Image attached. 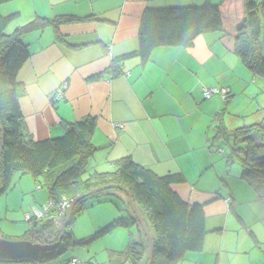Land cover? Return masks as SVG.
I'll use <instances>...</instances> for the list:
<instances>
[{"label": "crops", "instance_id": "0c3cea01", "mask_svg": "<svg viewBox=\"0 0 264 264\" xmlns=\"http://www.w3.org/2000/svg\"><path fill=\"white\" fill-rule=\"evenodd\" d=\"M203 2L211 0H16L6 4L18 14L13 30L36 18L70 20L57 30L46 26L22 37L30 54L17 75L23 126L39 142L62 137L66 124L93 119L95 150L84 178L112 172L124 158L158 177L179 173L183 181L171 189L185 203L203 206L208 234L201 252H188L177 264H264V197L240 179L242 169L228 162L226 146L215 138L219 118L231 132L262 116L253 107L257 77L222 46L217 32L200 35L187 47L156 48L144 64L137 57L127 59L118 77L108 73L114 58L137 50L139 19L146 9ZM62 83L67 84L63 98L53 101L51 96ZM204 88L228 89V101L218 96L205 100ZM18 184L24 197L22 180ZM37 190L45 196L35 193L31 199L45 197V203L48 194ZM112 197L120 206L116 214L115 210L106 214V224L126 217L125 197L116 193ZM59 226L54 224L55 231L60 232ZM117 229L114 233L128 230L127 244L130 236L138 239L133 227ZM113 260L116 257L106 264Z\"/></svg>", "mask_w": 264, "mask_h": 264}, {"label": "trees", "instance_id": "16d2710c", "mask_svg": "<svg viewBox=\"0 0 264 264\" xmlns=\"http://www.w3.org/2000/svg\"><path fill=\"white\" fill-rule=\"evenodd\" d=\"M14 1L0 0V6ZM17 16V13L0 15V127L3 136L0 196L9 190L10 180L16 173L29 175L36 188L39 186L46 191L48 199L65 197L73 201L96 188L120 185L130 193L150 231L154 243L152 264H177L186 253L201 252L208 234L203 206L185 203L171 189L173 185L182 183L179 173L158 177L150 170L134 164L130 158H124L117 162L116 170L95 172L84 178L88 160L95 150L91 143L95 121L91 118L66 124L62 137L45 141L35 142L25 132L18 103L22 88L17 75L30 54L22 37L46 26L57 30L70 20L36 18L8 33L9 25ZM211 32L220 34L222 46L245 69L254 76L264 78V0L258 3L223 0L219 5L205 2L199 7L148 8L139 19L137 50L114 58L108 73L112 78L118 77L121 64L127 59L137 57L144 64L156 48L187 47L196 37ZM55 38H60L57 32ZM217 121L215 138L223 145L230 146L228 162L237 161L242 169L240 179L255 194L264 197V117L259 123L243 125L231 132L224 129L220 118ZM112 192L105 191L79 201L73 209L61 243L51 251L31 249L35 244L50 245L57 242L60 232L55 231L50 218L26 220L27 229L21 237L0 236V252L15 253L8 259L0 257V263L50 264L55 261L70 246L69 229L85 209L84 202L112 195ZM120 193L125 197L126 217L112 221L103 231L133 227L138 239L130 236L125 251L116 254V260L111 264H147V240L131 213L125 194ZM84 264L93 263L88 261Z\"/></svg>", "mask_w": 264, "mask_h": 264}, {"label": "rangeland", "instance_id": "374dc122", "mask_svg": "<svg viewBox=\"0 0 264 264\" xmlns=\"http://www.w3.org/2000/svg\"><path fill=\"white\" fill-rule=\"evenodd\" d=\"M223 0H211V5H219ZM253 2H260L261 0H250ZM204 3V2H203ZM195 7H199L201 5ZM16 4V3H15ZM12 5H5L0 7V15L7 16L12 13ZM12 23L7 32H11L14 28ZM257 93L258 96H254L253 100L256 98L253 107L255 111H258L261 115L250 118L246 122L245 126L252 125L254 123H259L264 117V78L256 76ZM226 152H229V146L225 145ZM232 166L241 170L240 165L237 161H234ZM241 174V171H240ZM22 180L23 188L27 191L24 197L21 196L18 192V183ZM9 190L1 197L0 196V220H1V232L7 237H21L26 231V220L25 214H30L33 209L41 210V206L44 204L45 197L43 199L36 197L34 200L31 199L32 195L41 194L45 196L43 191H39L35 188V185L32 181V178L27 174H18L10 180ZM17 185V186H16ZM116 194H121L120 192L114 191ZM112 192L111 197H108L110 200H102L104 197H97L88 199L84 202L85 209L75 218L70 232V246L67 251L55 261L50 264H64L66 260H69L72 257L80 259L82 262H92L93 264H106L112 261L115 257L114 251H125L127 247V238L124 236V233H127L125 230H121V233L112 229L108 232L103 231L104 226H106V214L108 212L117 213V208H119L120 203L117 198L112 197L114 195ZM101 201L100 204L98 201ZM120 217V216H118ZM117 218H114L116 220ZM111 220V221H114ZM98 225H103L99 226ZM120 230V229H119ZM123 233V234H122ZM3 253V254H1ZM15 254V253H14ZM14 254L9 253L8 251L0 252V257L8 259V257L13 256ZM1 259V258H0ZM4 264V263H0Z\"/></svg>", "mask_w": 264, "mask_h": 264}, {"label": "built area", "instance_id": "2783aa9c", "mask_svg": "<svg viewBox=\"0 0 264 264\" xmlns=\"http://www.w3.org/2000/svg\"><path fill=\"white\" fill-rule=\"evenodd\" d=\"M67 89V84L62 83L60 87L55 90L51 96L53 101H59L63 98L64 92ZM229 90L224 88H204L201 91V94L205 100L211 99L213 96H218L222 101L227 102L229 98ZM121 128V126H118ZM37 189H40L38 186ZM229 202V200H227ZM70 200L65 197H61L60 199L49 198L47 201L41 206V210H32L30 214L25 215V220L34 219L36 221L44 220V219H52L54 224L60 225L64 220L67 209L71 205ZM68 264H84L78 258H72L69 260Z\"/></svg>", "mask_w": 264, "mask_h": 264}, {"label": "water", "instance_id": "95a60500", "mask_svg": "<svg viewBox=\"0 0 264 264\" xmlns=\"http://www.w3.org/2000/svg\"><path fill=\"white\" fill-rule=\"evenodd\" d=\"M2 147H3V136H2V129L0 127V163H1V153H2ZM120 191L123 194H125L126 198H127V202L129 205V208L131 210L132 215L135 217V219L138 221V223L140 224L141 230L143 232V234L145 235V238L147 240L148 246H149V255H148V262L147 264H152V259H153V252H154V243H153V239L152 236L150 234V231L148 229V227L146 226L143 218L141 217L136 205L134 204L130 193L122 186L120 185H108V186H102L99 188H96L94 190L89 191L86 194L80 195L78 196L76 199H74L71 202V205L69 206V208L67 209V212L65 214L64 220L62 222V225L60 227V235L58 237V240L56 243L54 244H50V245H46V244H35L31 247V249L33 250H37V251H51L53 249H56L59 244L61 243V240L65 234L66 228L69 224V220L71 218L72 212L74 207L77 205V203L83 199H86L90 196H93L95 194L98 193H103L105 191Z\"/></svg>", "mask_w": 264, "mask_h": 264}]
</instances>
